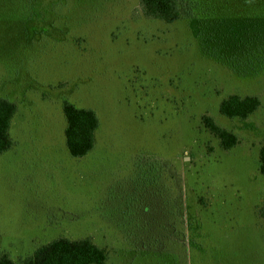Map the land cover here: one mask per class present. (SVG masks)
I'll use <instances>...</instances> for the list:
<instances>
[{"label": "rangeland", "instance_id": "1", "mask_svg": "<svg viewBox=\"0 0 264 264\" xmlns=\"http://www.w3.org/2000/svg\"><path fill=\"white\" fill-rule=\"evenodd\" d=\"M211 3L151 19L142 0H0V94L18 105L0 154V256L66 236L106 248L105 264H264V23L217 29L229 0ZM231 93L261 105L224 116ZM64 100L100 116L84 157L68 150ZM203 115L238 143L225 149Z\"/></svg>", "mask_w": 264, "mask_h": 264}, {"label": "trees", "instance_id": "2", "mask_svg": "<svg viewBox=\"0 0 264 264\" xmlns=\"http://www.w3.org/2000/svg\"><path fill=\"white\" fill-rule=\"evenodd\" d=\"M255 2L256 0H252ZM215 2L212 0L208 10L216 11L227 7L223 16H216L209 23L215 28L221 29V24L225 20L233 21V23L255 22L264 23V12L256 9L246 8L244 0H229L227 6L221 4L214 10ZM143 12L147 18L151 19H178L182 14L179 7V0H142ZM244 7V8H243ZM246 15L243 19H239L238 15ZM235 29L232 35L234 39ZM243 32L242 29H240ZM246 60L253 63L258 60L257 53L247 50ZM261 105V99L257 95L248 94L240 95L231 93L220 103V112L227 117L247 118L255 112ZM18 105L16 101L11 100L0 94V154L11 149L14 144L10 134L13 117L17 112ZM63 112L67 120L65 129L66 143L68 150L74 157H84L89 154L96 145V132L101 125V119L97 111L91 107H79L69 100L63 102ZM205 126L216 136L220 138V142L229 150L233 148L239 141V136L233 130L219 125L209 115H203ZM260 166L259 170L264 174V141L260 149ZM259 215L264 217V205L259 210ZM108 258V250L89 237L70 238L59 237L45 243L34 251L32 255L21 257L15 261L9 253L4 252L0 256V264H105Z\"/></svg>", "mask_w": 264, "mask_h": 264}]
</instances>
